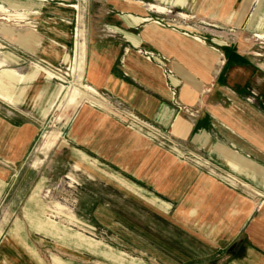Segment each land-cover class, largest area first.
I'll return each instance as SVG.
<instances>
[{
	"label": "crops",
	"instance_id": "crops-1",
	"mask_svg": "<svg viewBox=\"0 0 264 264\" xmlns=\"http://www.w3.org/2000/svg\"><path fill=\"white\" fill-rule=\"evenodd\" d=\"M143 1L89 0L95 19L88 27L106 26L114 36L89 35L82 78L84 71L93 94L104 91L166 128L179 147L157 144L119 115L85 104L91 96L86 93L72 110L78 106L63 147L68 178L81 191L82 213L119 234L145 236L142 247L165 262L264 264V4L239 0L232 15L209 14L227 23L228 32L205 27L197 36L150 22L149 10L167 9L155 3L144 8ZM175 1L194 14L209 0ZM68 6L78 9L77 3ZM99 14L102 19H96ZM10 29L5 34L14 40ZM150 49L158 57L153 61L140 54ZM46 53L58 55L54 49ZM75 53L61 58L74 66ZM8 59L15 60L0 59V100L23 111L0 117V182L28 154L39 124L68 86L55 87L49 80L61 78L38 63L23 72L3 67ZM29 96L34 100L27 102ZM173 98L199 108L197 118L178 112ZM59 135L44 132L37 150L54 147Z\"/></svg>",
	"mask_w": 264,
	"mask_h": 264
},
{
	"label": "rangeland",
	"instance_id": "rangeland-1",
	"mask_svg": "<svg viewBox=\"0 0 264 264\" xmlns=\"http://www.w3.org/2000/svg\"><path fill=\"white\" fill-rule=\"evenodd\" d=\"M173 1L146 0L141 4L144 8H148V3H155L167 9L168 12L163 13L156 12L154 9L149 10L150 22L161 27L165 25L171 29L194 32L192 35H197V32L205 30V27L226 32L227 23L220 21L216 23L214 17H210L209 14L215 15V18L217 15H222L221 18H224L237 12L239 3V0H236L235 3L226 6L225 0H209L204 11L197 9L194 14H191L173 5ZM258 1L264 4V0H252V4ZM179 2L180 0H176L175 4ZM74 3L78 4L77 10L68 6ZM34 4L37 7L32 9L31 7H35ZM89 5V0H0V59L5 55H10L15 59H8L2 66L14 67L23 72L29 70L31 63H38L61 78V80L56 78L49 80L55 87L69 85V82L73 80V62L67 64L61 57L64 52H68L71 56L75 52L77 41L74 37L75 29L79 28L83 35L79 40L84 44L83 51L86 57L88 38L91 33L114 36L111 28L106 26L88 27L90 19H95V14H92ZM5 10H7V15L10 16L9 13H11L14 17L6 16ZM18 14L23 15L24 18L18 19ZM96 19H102V15L99 14ZM209 24H219L220 27L215 28ZM10 28L17 34L14 40L5 34L6 30L10 32ZM258 43L260 45L261 42ZM64 44H67V49L62 47ZM51 49H54L58 55L49 56L46 52ZM144 52L153 53L151 61L157 57L155 51L151 49L141 50L140 54L146 58ZM79 83L87 85L84 82V71L82 80L73 82L75 87L81 88ZM96 92L98 94L99 90ZM100 92V94L103 93L102 96H108L114 104L116 100L114 97L104 91ZM44 96L42 102L45 101ZM84 98L85 96L79 101ZM30 99L34 100V97L29 96L27 102ZM38 100L35 103H38ZM96 100V94H91L89 100L84 101H88L85 104L92 102V106L100 109ZM29 107L26 108L27 113L30 112ZM77 108L78 106L70 112L67 119H65L63 110L56 108V110L49 111L45 120L39 124V131L28 154L22 161L12 163L10 177L0 182V264H5V262L187 264L157 259L153 257L152 252L149 253L142 247V244L145 246L146 243L145 236L119 234L99 223L98 220L82 213L81 191L79 186L73 183V177L68 178L66 151L63 148L67 144V123ZM21 109L23 108L14 107L0 100L1 118L14 117L13 113L23 111ZM108 109H111V115H116L114 114L116 110ZM102 110L108 112L105 109ZM122 122L128 126L126 121L122 120ZM152 124L162 132L170 134L166 128ZM50 130L60 131L55 146L47 151H38L37 147L42 140V134ZM171 139L174 141L172 137ZM59 142H62V146L58 145ZM155 142L166 147L169 144L168 141L164 144ZM174 143V146L178 148V142L174 141ZM189 264L195 263L190 262Z\"/></svg>",
	"mask_w": 264,
	"mask_h": 264
},
{
	"label": "built area",
	"instance_id": "built-area-1",
	"mask_svg": "<svg viewBox=\"0 0 264 264\" xmlns=\"http://www.w3.org/2000/svg\"><path fill=\"white\" fill-rule=\"evenodd\" d=\"M144 53L148 60L152 59L153 57L152 52H144ZM164 73L166 75H170L171 70L166 68ZM100 93L101 92L99 91L98 94H96V98H97L96 101L100 109H105L109 113H111L112 112L111 109H108V108H113L114 110H116L114 114L119 115L121 119L124 122L126 121L128 123V126H130L132 129L142 133L146 137L150 135L148 138L158 141L159 143L164 144L165 141H168L169 142V144L167 145L168 147L174 148V149L177 148L176 146H174L175 143L171 139L170 134L168 132L167 133L162 132L161 130L156 128V126H154L151 122L145 119H141L140 117H138V115L123 108L121 104L117 102L116 100L114 104H112L111 99L108 96L104 97V95L102 96L103 93L102 94ZM171 93L175 97V91L173 88L171 89ZM248 100H251V98H248ZM173 104L177 108V111L182 112L186 116V118L190 121H194L200 112L199 108L181 104L175 98H173Z\"/></svg>",
	"mask_w": 264,
	"mask_h": 264
},
{
	"label": "bare ground",
	"instance_id": "bare-ground-1",
	"mask_svg": "<svg viewBox=\"0 0 264 264\" xmlns=\"http://www.w3.org/2000/svg\"><path fill=\"white\" fill-rule=\"evenodd\" d=\"M77 7V6H76ZM6 19V18H5ZM7 20V19H6ZM157 23V22H156ZM82 35L79 28L75 29V38L79 41V43L75 44V60H74V66H73V80L69 82V85L65 88L64 92L61 94L57 104L56 108L57 110H63L65 111V119L68 118L70 112L72 111L73 107L78 103V101L85 96V93H95L94 89L90 88L87 85H84L82 83H79V86L81 88L75 87L73 82L81 81L82 78V70L84 65V44L80 42L79 38ZM83 36V35H82Z\"/></svg>",
	"mask_w": 264,
	"mask_h": 264
}]
</instances>
